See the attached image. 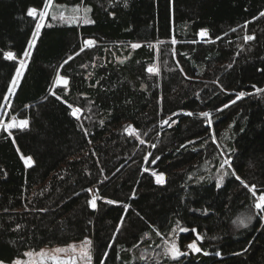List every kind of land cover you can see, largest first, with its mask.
Listing matches in <instances>:
<instances>
[{
	"label": "trees",
	"instance_id": "trees-1",
	"mask_svg": "<svg viewBox=\"0 0 264 264\" xmlns=\"http://www.w3.org/2000/svg\"><path fill=\"white\" fill-rule=\"evenodd\" d=\"M54 3L90 8L86 18L94 23L48 18L11 98L10 114L29 126L11 137L0 130V260L88 237L93 264L104 252L105 264H264V215L234 176L219 188L215 180L220 151L231 149L236 175L264 189V92L256 91L264 89V0ZM43 6L44 0H0V93L17 65L3 53L21 56L36 24L27 10ZM201 29L209 33L203 40ZM245 34L255 39L245 43ZM86 39L96 44L74 55ZM58 72L67 85L55 84ZM240 92L246 95L236 100ZM68 105L83 110L80 119ZM204 111L211 125L199 115ZM169 117L175 123L162 126ZM128 125L144 144L125 131ZM21 154L34 164L26 166ZM153 171L165 174L163 185ZM93 194L96 209L88 204ZM247 216V227L235 223ZM198 234L207 256L187 248ZM171 238L188 254L163 256Z\"/></svg>",
	"mask_w": 264,
	"mask_h": 264
},
{
	"label": "snow or ice",
	"instance_id": "snow-or-ice-1",
	"mask_svg": "<svg viewBox=\"0 0 264 264\" xmlns=\"http://www.w3.org/2000/svg\"><path fill=\"white\" fill-rule=\"evenodd\" d=\"M52 6V0H44V7L42 10H38L36 7H30L27 10V15L30 17H33L37 23L35 24V28L32 32V37L31 39L28 41V45L27 48L24 50L23 52V58H20L18 61V66L15 68V73L11 76L10 81L7 83L6 85V91L3 93H0V97H2V102H0V110H4L2 115H0V130L7 132V135L9 137H11L13 135L12 130L13 129H20L23 130L25 128H27L29 126V120L27 118H23V119H18L17 116L15 115H11L10 112L8 111V109L11 108V98L13 96L16 95V91L17 89L20 87V82L22 77L24 76V71L27 68V64H28V59L31 57V49L35 48L36 46V41L37 38L40 35V31L43 27H45V20L49 15V8ZM125 6H126V2H125ZM91 11L90 8H84V13H85V18L83 19L84 23H94V21L89 20L86 18V14ZM76 12L77 15H73V16H69L66 17L64 12H60L59 14V19L61 21H66L68 23H78L81 20V17L78 15L79 13V7L77 6L76 8ZM259 17L264 18V11H261L259 13ZM52 19L55 20L57 19V16L52 15ZM256 17H253V20H255ZM247 23L249 22H245V28L247 27ZM47 26H51L50 24ZM232 31H236V29H232ZM199 37L203 40L205 37H208L209 33L207 29H201L198 33ZM226 35V34H225ZM216 39H220V37H217ZM255 39V35H249V34H245L243 37V40L245 43H247L248 41H252ZM171 43L173 45H175L177 43L175 37H172ZM96 44V41L93 39H86L83 42V46L80 48L79 52L75 53L74 55H79L80 52H83L85 50V48L87 47H91L94 46ZM151 46V45H150ZM141 47L140 44L138 43H133L131 44V48L132 49H136ZM158 49H157V53H158ZM174 54V53H173ZM239 54V53H237ZM3 57L6 60L9 61H16L17 55L13 52V51H7L3 53ZM74 57L73 56H69L64 62L63 64L60 66L61 68H63L64 64H67L70 60H72ZM229 68L232 67V64L228 65ZM260 71H264V69H259ZM147 72L151 73V74H158L159 69L155 66H149L147 68ZM68 78H66L63 75H60L59 72L57 73V77H56V83L60 84L63 83L64 85L68 84ZM216 83H219L218 81H216ZM221 87V89L223 90V85H219ZM254 88L256 86H253ZM256 91L258 93L260 92H264V89H260V88H256ZM53 95H55V92L52 93ZM246 93L245 92H240L237 96H236V100L241 99L243 96H245ZM236 101L233 100L231 101V103H235ZM68 107L71 109V115L73 117H76L77 119H80V114L82 113V109L80 107H73L72 105H68ZM229 107V104H224L223 108L221 109H217V111H223V109H226ZM189 116L193 115V113L189 112L187 113ZM176 115V113H173V116ZM199 115L203 118L206 119V122L211 125L212 124V119H211V113L208 111H204L199 113ZM5 117H10V119H5ZM175 123V121L171 120V117H169L168 119H163L161 120V125H167V126H171V123ZM101 123H103V121H101ZM83 128V126H81ZM243 130V129H242ZM85 135H87V129H83ZM126 132H128L129 134H135L136 139L139 140L140 144H144L145 141L143 139H140V134L136 131L135 128H133L132 125H128V127L125 129ZM145 135H147L145 133ZM13 142H15L13 140ZM216 142V138L215 135H213V143ZM189 143H192L191 141ZM152 148H155L156 145L152 144L151 145ZM181 147H184V145H181ZM217 147H219V145H217ZM17 151H19V149H17ZM231 149H227V150H221L220 151V156L222 157V162L219 165V169H218V175L215 177L216 180V187L219 188L222 186L224 179L226 176H229L230 174L232 176H234L238 181L241 182V184L243 185V187L245 189H247L251 195V197L253 198V206L254 208L257 210V214L258 215H264V189H258L257 186L255 184L249 185L247 182L241 180V178L239 176L236 175L235 170L232 168V162H231V157L229 155V153L231 152ZM152 153H148V155H146L144 157V160L147 161L148 157L151 156ZM24 164L28 167H31L34 164V160L32 158V156H24L23 154H21L20 157ZM159 157H156L152 163L155 164L157 160H159ZM103 171V169H101V172ZM145 172L149 171V169L146 167L144 169ZM152 176L155 177V182L159 185H163L166 182L165 179V174L163 172H155L153 171ZM201 180L205 179L203 176L200 177ZM88 192H92V189H88ZM133 198H135V192H133ZM97 199H98V195L93 194L91 196V199L88 201V204L90 205V207L92 209H96L97 208ZM107 204L110 205H116L119 204L121 202L116 201V200H111V199H107L106 200ZM128 205H123L125 214L127 213L128 210ZM252 216H247L244 218H238L237 221H235V223H237V225L239 227H247L248 223L252 220ZM124 221V216H121L120 218V225H118L116 227V232L118 233L120 231V227L122 226ZM177 225H179V221H177ZM17 229H19L20 225L16 226ZM188 229L186 228H179V231L183 232V231H187ZM173 233L176 231V229L174 228ZM192 231H196V229H192ZM157 235H160L159 232H157ZM115 239V236L113 237V240ZM202 237L199 236V234L197 235V239L193 240L191 243H189L187 245V248L189 250H191V252L193 253H203V255L207 256L209 255L208 252L203 251L201 247L198 246L197 241L201 240ZM91 240L85 238V240L82 242V247L85 248V250L82 253L81 259H83L85 261V264H92V255H91ZM73 248V250H75V245L71 246ZM108 247H112V245H108ZM133 247H136V245H133ZM159 247V246H158ZM56 252H63L65 251V249L63 248H58L55 250ZM187 252L181 251V249L178 247V245L175 243V241H165L164 247H163V252L162 255L165 257H168L172 260H178L180 257L187 255ZM41 256L44 255V252L41 251V253L39 254ZM217 256L220 255L219 252L216 253ZM24 256L27 257H32L33 253L32 252H25ZM103 257L104 259L100 261V264H105L107 258H108V253L104 252L103 253ZM52 259H55V257H53ZM140 259H146V257L144 255L140 256ZM0 264H5V262L3 260H0ZM12 264H27L26 261L22 260V259H15L12 261Z\"/></svg>",
	"mask_w": 264,
	"mask_h": 264
},
{
	"label": "rangeland",
	"instance_id": "rangeland-1",
	"mask_svg": "<svg viewBox=\"0 0 264 264\" xmlns=\"http://www.w3.org/2000/svg\"><path fill=\"white\" fill-rule=\"evenodd\" d=\"M78 7H79L78 15L81 17V20H83L85 18L84 8L81 6H78ZM76 8H77V6H66V5H62V4H56V3H54V0H52V6L49 8V15L45 20V24H47L46 22H47L48 18H52V15L57 16L56 20H60L59 19L60 12H64L66 17L77 15ZM42 9H40V10H42ZM35 22L37 23V21H35ZM30 51H32V49ZM20 58H23V53L16 60V64H17L16 67L18 66V61ZM56 77H55V84H57L56 83ZM60 84H62V83H60ZM3 111L4 110L0 111V115H2ZM8 111H9V109H8ZM5 119L6 120L10 119V117H5ZM86 238L91 240L88 237H86ZM84 240H85V238L80 240V241L71 242V243H69L67 245H63V246H60V245L43 246L40 249L29 250L27 252H32L33 253L32 257H27V256L23 255V257H20L19 259L26 261L27 264H85V261L83 259H81L82 253L85 250V248L82 247V242ZM169 241H175V243L178 245L175 238H171V240H169ZM72 245H75V250H73V248L71 247ZM178 247L180 248L179 245H178ZM58 248H63V249H65V251L56 252L55 250ZM41 251L44 252L43 256L39 255L41 253ZM91 255H92V245H91ZM53 257H55V259H52ZM5 264H12V262L11 263H5Z\"/></svg>",
	"mask_w": 264,
	"mask_h": 264
}]
</instances>
